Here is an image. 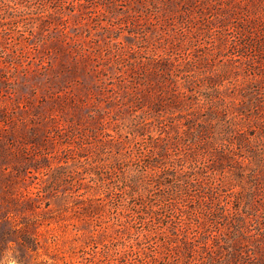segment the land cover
<instances>
[{"label":"rangeland","instance_id":"rangeland-1","mask_svg":"<svg viewBox=\"0 0 264 264\" xmlns=\"http://www.w3.org/2000/svg\"><path fill=\"white\" fill-rule=\"evenodd\" d=\"M6 3L0 264H264V0Z\"/></svg>","mask_w":264,"mask_h":264},{"label":"trees","instance_id":"trees-1","mask_svg":"<svg viewBox=\"0 0 264 264\" xmlns=\"http://www.w3.org/2000/svg\"><path fill=\"white\" fill-rule=\"evenodd\" d=\"M8 1L9 0H0V3L3 5H7L6 2H8ZM19 4L20 3H17L16 5H19ZM25 8H26V10L30 9L29 6H26ZM100 178H101L100 180L102 182V187H103L106 185L105 177H104V175H102ZM130 181L135 187V188H133V191H135V189H137V188H140L141 186H145V188H147V185H148V183L145 185L141 184V181H143V180H142L141 176L139 175V172H135V171H131ZM94 192L96 195L98 194L97 195V196H99L98 199H96V198L95 199H88L87 202L82 201L83 204L86 205L84 210L86 211V213L91 214V215L96 214V213H101L107 207V203L105 202L103 197H101L103 194L99 193L98 191H95V190H94ZM87 193H89V191H85L83 193V195H81V196L87 195ZM129 196L132 197L133 195L130 193Z\"/></svg>","mask_w":264,"mask_h":264}]
</instances>
